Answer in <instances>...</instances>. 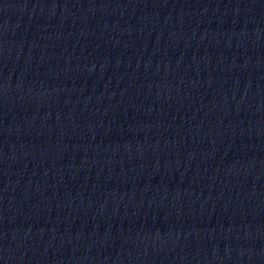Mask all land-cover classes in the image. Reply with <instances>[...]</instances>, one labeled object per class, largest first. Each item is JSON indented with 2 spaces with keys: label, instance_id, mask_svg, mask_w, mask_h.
<instances>
[{
  "label": "water",
  "instance_id": "obj_1",
  "mask_svg": "<svg viewBox=\"0 0 264 264\" xmlns=\"http://www.w3.org/2000/svg\"><path fill=\"white\" fill-rule=\"evenodd\" d=\"M0 264H264V0H0Z\"/></svg>",
  "mask_w": 264,
  "mask_h": 264
}]
</instances>
